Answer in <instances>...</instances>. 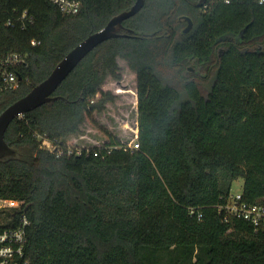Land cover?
<instances>
[{"label":"trees","instance_id":"16d2710c","mask_svg":"<svg viewBox=\"0 0 264 264\" xmlns=\"http://www.w3.org/2000/svg\"><path fill=\"white\" fill-rule=\"evenodd\" d=\"M80 1L69 15L49 0H1L0 114L136 2ZM199 1L146 0L50 102L9 125L15 153L0 158V198L24 202L30 264H264V230L217 208L239 178L244 199L264 198V3ZM16 52L27 62L3 65ZM121 60L136 84L137 149L96 115L124 91L106 84L124 79ZM4 68L19 87H6ZM87 121L108 135L104 145L60 156L42 146L45 135L67 147Z\"/></svg>","mask_w":264,"mask_h":264},{"label":"built area","instance_id":"2783aa9c","mask_svg":"<svg viewBox=\"0 0 264 264\" xmlns=\"http://www.w3.org/2000/svg\"><path fill=\"white\" fill-rule=\"evenodd\" d=\"M49 1L56 5L64 14H77L82 8L80 0ZM226 1L230 2V0ZM259 3H264V0H259ZM22 17L27 21H33V17L28 16V11H24ZM26 62V55L16 52L8 54L3 60V65L12 66ZM2 77L6 87L17 88L20 86V79L14 70L4 68ZM39 137L42 139V146L49 148L57 156L62 154L81 155L83 153L84 146L68 143L67 147L59 148L45 135ZM130 146L137 149L139 148V143L135 141L130 143ZM23 206V201L12 198H0V264H30L26 254V244L31 220ZM217 208L224 221L244 219L251 224L255 231L264 230V198L258 202H250L244 199L242 190L233 193L231 189L225 201L217 205ZM7 211H11L13 215L2 218V215ZM14 211H20L18 216H14Z\"/></svg>","mask_w":264,"mask_h":264},{"label":"water","instance_id":"95a60500","mask_svg":"<svg viewBox=\"0 0 264 264\" xmlns=\"http://www.w3.org/2000/svg\"><path fill=\"white\" fill-rule=\"evenodd\" d=\"M145 1L136 0L130 9L113 16L104 27L88 35L63 57L43 81L34 85L26 95L4 109L0 114V158L14 155L15 153V150L5 139L6 131L11 122L16 117L32 111L44 103L50 102L53 99V93L59 85L89 52L102 42L122 35L124 21L136 15L145 5ZM205 2L206 0H200L198 5L202 6ZM188 19L189 25L186 31L192 26V20Z\"/></svg>","mask_w":264,"mask_h":264},{"label":"rangeland","instance_id":"374dc122","mask_svg":"<svg viewBox=\"0 0 264 264\" xmlns=\"http://www.w3.org/2000/svg\"><path fill=\"white\" fill-rule=\"evenodd\" d=\"M121 64L125 73L124 79L117 83L109 78L106 84L114 93H118V89H123L124 91H119L116 100L108 103L106 109L96 115L100 125L110 130L121 141L130 144L136 141L135 139L138 134V104L134 93L136 91V84L131 72L122 60ZM195 71L194 64H191L190 72L194 73ZM171 80L179 87L182 86L183 81L180 77L175 76ZM68 141H70L68 143L73 145L90 148L95 145H104L108 141V135L101 128L87 121L83 132L69 135ZM243 186L244 179L239 178L234 182L232 192L236 193L243 190Z\"/></svg>","mask_w":264,"mask_h":264},{"label":"crops","instance_id":"0c3cea01","mask_svg":"<svg viewBox=\"0 0 264 264\" xmlns=\"http://www.w3.org/2000/svg\"><path fill=\"white\" fill-rule=\"evenodd\" d=\"M66 141H67V142H70V141H68V137H66Z\"/></svg>","mask_w":264,"mask_h":264}]
</instances>
